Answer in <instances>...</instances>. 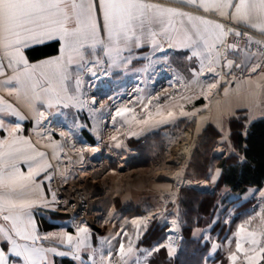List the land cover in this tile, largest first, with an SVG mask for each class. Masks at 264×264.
Segmentation results:
<instances>
[{"label": "snow or ice", "instance_id": "6c2138e0", "mask_svg": "<svg viewBox=\"0 0 264 264\" xmlns=\"http://www.w3.org/2000/svg\"><path fill=\"white\" fill-rule=\"evenodd\" d=\"M36 45L51 47L56 55L32 62L26 50ZM169 49L189 62V78L179 74L174 78L184 92L198 89L197 94L209 100L221 89L225 96L231 95L234 82L248 85L246 100L222 106L213 117L220 139L211 143L212 156L203 176L216 184L224 168L216 167L215 160L247 162L232 128L244 126L242 122H251L258 114L264 117V0H0V264H56L55 256H71L78 264H154L151 258L161 250L170 260L184 254L188 243L182 233L185 222L178 207L175 212L169 210L167 198L157 211L132 221L134 238L127 232L116 234L121 237L118 248L107 237L99 238V247L93 246L86 224L77 225L75 235L63 228L42 233L35 217L40 208L58 202L51 184L61 154L70 160L65 149L81 153L83 159V150L76 149L75 143L69 145L67 137L73 127L85 125L74 119L69 132L60 131L57 141L48 130L47 118L64 115L66 109H75L77 116L87 109L94 117L101 109L94 98L89 101L86 96L88 80L127 69L134 62L147 61L140 69L147 73L159 62L157 52H164L162 59L167 62ZM153 99L157 101L155 111L149 108ZM164 99L161 104L159 94L149 93L141 114L122 106L116 116L125 117L126 123L153 127L173 120L176 107L182 116L201 114L200 109L188 113L182 104H166L175 100L174 95ZM180 99L191 100L192 96L181 95ZM126 113L132 114L131 120ZM29 117L35 121V140L24 134L21 124ZM201 119L206 117L201 115ZM93 131L99 132L95 123ZM109 138L117 141L115 135ZM178 175L180 182L187 179ZM254 191L259 192V211L253 209L233 238L217 242L211 234L217 221H210L192 233L199 257L194 253L192 260L180 264H209L210 258L216 264L218 251L226 253L219 264H262L264 189L250 190ZM171 196L176 204L177 193ZM169 216L174 218L168 232L142 247V235H151L148 225L153 221L166 225Z\"/></svg>", "mask_w": 264, "mask_h": 264}, {"label": "crops", "instance_id": "0c3cea01", "mask_svg": "<svg viewBox=\"0 0 264 264\" xmlns=\"http://www.w3.org/2000/svg\"><path fill=\"white\" fill-rule=\"evenodd\" d=\"M162 3H168L169 0H160ZM148 54H151V48H147ZM26 54L29 56V58L32 60V62H36L39 60H43L48 58L49 56L56 55V52L53 48L47 47L44 45H36L30 49L26 50ZM165 56L164 52H157L156 58H159V62L155 63L147 73L141 71L140 69L143 68L144 64L147 63V61H143L142 63H136L134 62L133 65H130L127 69H117L110 73H103V82H98L96 84L97 88L95 89L91 87L90 80H88L85 85L84 89L86 92V96L91 101L94 97L91 96L92 92L99 93L101 91L99 90L100 86L105 87L104 89L109 88L110 91L108 93H111L107 96H104L102 98L104 99H96V107L97 108H104L99 113L95 114L94 117L89 116V112L87 109L80 112L77 116L76 110H64V115H53L47 118L45 123L48 126V130L52 131L54 134V139L59 141L60 138V131L69 132V128L73 126L74 119L76 123L85 125L84 127L80 128H74L72 130L71 136L75 139H80L84 142L94 143L98 136H102L105 134V131L110 130L109 125L106 122V120L110 119L108 117V105L106 104L108 101V97H113V94L115 92H118L117 89H127L129 87L131 88H137L139 93L142 95V103H147V97L149 93L154 97L156 96L155 92L156 89L166 88V87H172L170 86V82L173 83L174 86L182 89L179 84L175 83V77L179 74L187 80L190 76V72L188 70V64L189 62L185 60L182 56H179L175 53L174 50H167V62H164L162 59ZM231 89L233 90L232 94L229 96H225L223 93V90L221 89L218 95H215L213 97H209V100H205L202 96H199L198 89L195 90V92H181L180 94L175 96V100H167L166 104H183V110L185 112L191 113L194 112L196 109H200L201 114H197L196 116H182L180 115V110L176 112V115L174 117V120L181 119V118H191L196 119L197 117L203 115L207 118V123H212L215 127V121L213 119L216 112L225 105H232L237 100H246L247 94H248V85L246 83H232L230 85ZM95 90V91H94ZM106 91V90H104ZM155 94V95H154ZM159 95L161 93H158ZM190 94V95H189ZM192 96L191 100H181L180 96ZM96 96V95H95ZM115 98V96H114ZM117 99V98H116ZM152 103L157 104V101L155 99L152 100ZM161 104H165V99H161ZM257 103H259V96H257ZM196 105V106H193ZM205 105H207V108H205ZM155 111V110H153ZM103 117V120H100V117ZM117 118V116H116ZM125 117H122L124 119ZM7 119H10L12 121H15V117H8ZM259 119H264V117H261L259 114L256 116L254 120L251 122H242L244 126H236L233 127L232 130L236 136L242 134L245 135L247 129L249 128V125ZM111 120V119H110ZM35 121L32 120L30 117L29 119H26L21 122L22 127L24 128V134L25 135H31L34 137V140L36 139L35 132L32 130L34 126ZM96 124L97 131H93V125ZM172 120L169 121L167 124H161L158 126H144L139 125L137 123H131V124H125L126 126V133L129 137H144L150 133L158 132L160 136H165L166 133L171 129ZM116 125V124H115ZM108 127V128H107ZM217 128V127H216ZM188 130V129H187ZM218 130V128H217ZM219 131V130H218ZM70 136V135H69ZM124 136V135H123ZM127 137V136H126ZM68 139V138H67ZM165 141V138H163ZM163 142V141H162ZM43 143V142H42ZM165 142H163L164 145ZM135 143L133 142L131 147L134 148L137 152V155L132 157V159L129 160L127 164V168L131 166H135V164H139L138 159H134L138 156V151L135 147ZM115 148L116 145H113ZM157 146V145H156ZM154 146V147H156ZM49 155L51 156V150L48 149ZM121 154V153H120ZM219 160V159H217ZM52 160L51 162H53ZM126 162V163H127ZM140 165V164H139ZM142 165V164H141ZM135 169V168H132ZM81 177V185L79 186V189L68 187L63 191H61V196L63 200V209L67 208L70 212V215H77L78 219L87 223L89 220L88 217V210L92 207V204L94 201L101 198V188H98L95 186V182H89L86 177L80 175ZM165 178V177H164ZM166 179V178H165ZM164 180V182H167L169 184H172L171 181ZM158 184V183H157ZM216 184H212V187L208 190V193H213L215 189ZM161 186V184H159ZM183 186V185H181ZM207 189V188H206ZM255 189H264V182L261 187H252L249 188L244 194L242 195H234L231 194L228 188L222 187L220 189V199H219V207L217 209L216 215L213 216L211 221H218L220 219H223V222L225 223L224 230L226 231V235L218 234L219 231L215 230V224L213 225L214 231H212V236L217 239V242L225 241V237L233 238V234L236 232L238 226L243 223L244 221L238 222L236 225L233 224V216H234V208L231 205V203L239 197L242 201H253V204L251 205V212L255 208L256 211H259L260 208V197L259 192L254 191L250 192V190ZM162 190V189H161ZM212 190V191H211ZM139 189L134 188L130 192L131 194H138ZM154 191V190H153ZM205 193V192H203ZM76 194H79L76 196ZM139 195V194H138ZM156 192H146V194H142L138 197V199L132 200L133 206L129 205V199H124V195L122 194L118 201V204L113 203L112 201H108L105 204H102V207L97 211L99 220L96 228H99L97 232L92 231V244L95 247L100 246V237H107L109 240V243L114 245L118 248L117 240L120 239V236H117V233L127 232L130 236H133L134 238V232L136 226L132 223L133 220L144 217L149 214V212H155L159 209L160 203L158 202L157 198L155 197ZM50 198V193H49ZM84 200V204L77 206L72 203L75 199ZM131 201V200H130ZM126 206V207H125ZM157 207V208H156ZM62 213L55 212L51 209V207L48 208H40L36 211L35 217L39 226L40 231L43 232H53V231H59L61 228H63L65 231H68L75 235L76 229L72 228L70 225L69 216L64 215L65 213L63 210H60ZM251 215V214H250ZM162 223L160 221H153L151 224L148 225L149 232L144 233L142 235V239L145 240V243H143L142 247H149L151 244L156 243V241L166 232H168V229H166V225L163 224L165 227L162 232L160 231V225ZM101 225V226H100ZM158 225V226H157ZM208 226H198L194 227L191 231V238L195 239L192 235L193 231L196 228H206ZM104 235V236H103ZM233 248L235 247L233 243ZM105 250L108 248V244L104 245ZM210 248V245H209ZM61 250H64L63 248ZM223 253V251H218L215 254V257L217 255H220ZM225 253V252H224ZM226 255V254H225ZM53 259L56 261V264H78V261L74 260L71 256H55ZM154 261V264H173V260H170L167 252L165 250H161L160 253L155 254L152 258ZM212 258L209 260V264H211ZM216 264L218 262L216 261Z\"/></svg>", "mask_w": 264, "mask_h": 264}, {"label": "rangeland", "instance_id": "374dc122", "mask_svg": "<svg viewBox=\"0 0 264 264\" xmlns=\"http://www.w3.org/2000/svg\"><path fill=\"white\" fill-rule=\"evenodd\" d=\"M95 79H91L90 84L92 89L97 86L98 82H105L103 79V76L100 80L94 81ZM97 88V87H96ZM105 87L100 86L99 90L96 89V91H101L99 93L92 92L91 96L96 99H104L102 97L107 96L111 93H108L110 91L109 88L104 89ZM106 90V91H104ZM95 91V90H94ZM118 92H115L113 94V97H108L107 105H108V117L111 119L106 120V122L109 125V129L105 131V134L102 136H98L96 141L93 144V146L101 147L106 144V150L103 152H108L110 155L109 157H100L94 159L93 156L91 160H86V163L84 165H79L78 159L75 157L76 153L73 152L71 149L66 148L65 151L68 153V157H70V160L68 158H65L63 154H61L60 158H63L67 163V168L69 169V172L64 177L63 182H59L57 184V194L59 191H63L68 187H73L79 189V186L81 185V177L80 175L86 177L89 182H95V186L98 188H101V198L94 201L92 204V207L88 210V217L89 220L87 223V226L92 230L97 232L99 228L97 227L99 216L97 211L102 207V204H105L108 201H112L113 203L118 204V201L120 200L119 197L123 194L124 199H129V206H133L132 200L138 199L139 196L142 194H146V192H156L155 197L157 198L158 202L163 204L165 202V198H167L169 210L172 212H175L178 207V198L176 204H172V196L171 193L175 192L177 193V197H179V192L183 188H191L196 191L195 187L203 186L204 188H207L209 190L212 187L211 183H208L204 180L203 177V169L200 171L198 168L197 171H193L192 162L191 160H194L199 157V153L203 150V148L210 147V143L208 140L203 138L200 135L201 130L204 128V124L208 121L206 119H201V116L196 119L191 118H181L177 120H172L171 129L168 131L169 134L166 133L165 136H160V139L157 141V146L152 147L153 150L150 152V160L149 161H140L139 164H135V166L129 165V168H127V164L132 157L137 155V152L134 148L131 147V144L129 143V140H132V142L137 143L138 141H142L145 139V137H129L126 133V126L125 124H131L135 123L132 121L131 123H126L125 118L122 119V117L117 116L116 118V125L113 127V116H116V109L119 107H127L130 109H134V113L132 114H141L143 105L146 103H142V95L138 92L137 88H125V89H117ZM181 92H183V89H180L176 86L172 87H166L161 89H156L155 94L161 93L159 96L161 99H164L165 97L171 96V95H178ZM154 94V95H155ZM96 95V96H95ZM190 95V94H189ZM115 96V98H114ZM117 98V99H116ZM98 101V100H96ZM155 103H152L149 105V108L151 110H155ZM180 105V104H177ZM183 105V104H182ZM103 110L104 108H100ZM180 110L179 107H176L174 109L175 112H178ZM132 114H125L128 120H131ZM205 117V116H204ZM167 124V123H166ZM108 128V127H107ZM188 129V130H187ZM115 135L117 137V141L111 140L109 137ZM124 135V136H123ZM127 136V137H126ZM33 140L34 137L32 136ZM69 140L74 141L76 144L84 143V141H81L80 139H75L71 135L68 136ZM165 138V141L163 140ZM220 139V137L217 139V141ZM164 145H163V142ZM119 142V146H117V143ZM97 144V145H96ZM116 145L115 148H113V145ZM100 145V146H99ZM82 153H85V150L82 149ZM134 151L135 154L130 156V151ZM180 150L189 151L188 159L185 160L182 163H174L172 160V156L179 152ZM196 150V151H195ZM99 152L98 153L99 155ZM111 152V153H110ZM95 153V154H96ZM121 153V154H120ZM101 154V153H100ZM86 156V153H85ZM128 156H130L128 158ZM59 158V159H60ZM128 161V162H127ZM57 160H54L52 163H56ZM127 162V163H126ZM197 163H201L198 161ZM142 164V165H141ZM55 165V164H54ZM135 168V169H132ZM181 169L183 171V175L187 177L186 180H190L193 183V186L191 185H183L180 187H175L173 184H169L167 182H164V178L159 177V173L163 170L167 171H175ZM198 176L199 178L195 177ZM158 183V184H157ZM64 184V185H62ZM161 184V186H159ZM191 184V183H188ZM61 188V189H60ZM137 188L139 189L138 194H131L130 192L132 189ZM60 189V190H59ZM162 189V190H161ZM154 190V191H153ZM215 190V189H214ZM220 193V192H219ZM79 194H76L78 196ZM121 201V200H120ZM74 205L75 203L77 206L84 204L83 199L76 200L72 202ZM125 206V207H126ZM157 208V207H156ZM52 209V207H51ZM54 211V209H52ZM253 214V210L251 212ZM64 215L70 216L69 213H65ZM173 216L168 217V223H166V229L169 230L171 227L170 221L173 219ZM71 225V222H70ZM101 226V225H100ZM72 227V226H71ZM74 228V227H72ZM76 229V228H74ZM104 236V235H103Z\"/></svg>", "mask_w": 264, "mask_h": 264}, {"label": "trees", "instance_id": "16d2710c", "mask_svg": "<svg viewBox=\"0 0 264 264\" xmlns=\"http://www.w3.org/2000/svg\"><path fill=\"white\" fill-rule=\"evenodd\" d=\"M196 106V105H193ZM200 135L208 140L210 147L203 148L199 153V157L195 160H191L193 171H200L203 169V173L206 171L205 163L211 158L212 153L209 151L213 140H217L219 131L212 123H207L201 130ZM145 139L135 143V147L138 151V156L134 159L138 161H149L151 156L152 147L158 145L157 141L160 139L158 132L150 133L144 136ZM237 141L239 144V152L241 156L246 157V163H241L238 159L225 163L223 159L215 160L216 167L223 166L224 172L221 180L217 181L214 192H200L191 188H183L179 192L178 197V209L181 214L182 220L185 222L182 227V233L185 240L188 241L184 254L179 256V260L174 259L173 264H180V261L192 260L193 254L199 257L197 251L199 245L195 239L191 238V231L194 227L207 225L216 215L219 207L220 194L219 191L222 187L228 188L231 194L242 195L249 188L261 187L264 182V119H259L252 122L249 125L245 135H238ZM132 145V140H129ZM246 149V151L244 150ZM196 151V150H195ZM200 161L201 163H197ZM196 178H199L196 176ZM204 178V176H201ZM218 185V186H217ZM237 197L231 205L234 208L233 224L244 221L251 214V205L253 201H240ZM223 219H220L215 224V230H218V234L226 235L224 230ZM160 225V231L164 229V225ZM158 226V225H157ZM226 253L217 255L215 260L218 262L225 257ZM264 264V262H262Z\"/></svg>", "mask_w": 264, "mask_h": 264}, {"label": "built area", "instance_id": "2783aa9c", "mask_svg": "<svg viewBox=\"0 0 264 264\" xmlns=\"http://www.w3.org/2000/svg\"><path fill=\"white\" fill-rule=\"evenodd\" d=\"M102 75H103V73L99 74L96 78H94L95 79L94 81L100 80ZM68 142H69V145L72 144V143H75L74 141L69 140V138H68ZM75 146H76V149H84L85 153H86V156H85L84 152L82 153L83 159L81 160L80 159L81 153L73 151V152L76 153L75 157L80 162L79 165H84L86 163V160H91L93 156H95V157H93L94 159L99 157V155H93L91 153H88L89 152L88 150H91L92 148L95 149L96 146H93V145H91L89 143H86V142L80 143V144H76L75 143ZM130 153H131L130 156L135 154V152L132 151V150L130 151ZM130 156H128V158ZM65 162L66 161L63 158L59 159V169H58L57 173L55 174L54 179H53L52 184H51L52 189L55 190V191L57 189L56 188L57 184L59 182H63L64 181V177L69 172V169L67 168V163H65ZM54 164H57V162L54 163ZM61 172L63 173V175H60ZM51 207H52V209H54L55 212L62 213V212H60L61 208H59V206L56 203L53 204ZM69 219H70V222H71V226L74 227V228H76L77 225H84L85 224V222H83V221L78 219L77 215H70ZM86 225H88V224H86Z\"/></svg>", "mask_w": 264, "mask_h": 264}, {"label": "bare ground", "instance_id": "6f19581e", "mask_svg": "<svg viewBox=\"0 0 264 264\" xmlns=\"http://www.w3.org/2000/svg\"><path fill=\"white\" fill-rule=\"evenodd\" d=\"M100 150H101V152H99V157L98 158H100V157H109L110 154L108 152H106V151L103 152L104 150H106V144L101 146V147H96L95 151H93V148H92L91 150H88L89 151L88 153H91L93 155H98V153H96V152H98ZM189 153L190 152L188 150L187 151L180 150L179 152L175 153L170 160H172L176 164H178V163L180 164V163H182V162H184L185 160L188 159ZM78 163H80V162L78 161ZM178 174H183V171L181 169H178V170H175V171H171V172L167 171V170H163L162 172L159 173V177H162V178L165 177L166 179L165 178L164 179L168 180V181H171L172 184L175 185V187H180L181 185H191V186H193V183L190 180H186L185 179V180H183V182H180L181 177ZM188 183H191V184H188ZM62 185H64V184H62ZM198 187L201 188L203 186H198ZM56 193H57V191H56ZM57 198H58V202L56 204L59 206V208H61V210H63L65 213H69L70 214V212L68 211L67 208H65V209L62 208L63 207V200H62V196H61V191L58 192ZM65 213H63V214H65Z\"/></svg>", "mask_w": 264, "mask_h": 264}, {"label": "water", "instance_id": "95a60500", "mask_svg": "<svg viewBox=\"0 0 264 264\" xmlns=\"http://www.w3.org/2000/svg\"><path fill=\"white\" fill-rule=\"evenodd\" d=\"M195 189H197L198 191H200V192H208V190L206 189V188H204V187H201V188H197V187H195ZM212 191V190H211Z\"/></svg>", "mask_w": 264, "mask_h": 264}]
</instances>
